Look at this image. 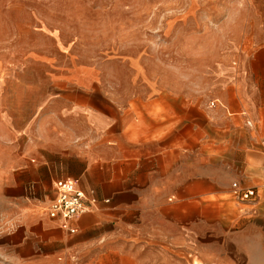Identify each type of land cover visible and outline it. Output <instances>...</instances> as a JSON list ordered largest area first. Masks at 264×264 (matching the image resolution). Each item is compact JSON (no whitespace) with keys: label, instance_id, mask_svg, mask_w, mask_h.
Returning a JSON list of instances; mask_svg holds the SVG:
<instances>
[{"label":"crops","instance_id":"1","mask_svg":"<svg viewBox=\"0 0 264 264\" xmlns=\"http://www.w3.org/2000/svg\"><path fill=\"white\" fill-rule=\"evenodd\" d=\"M227 35L213 108L157 85L130 100L87 88L28 113L0 101V258L264 264V195L246 204L232 190L264 188V24ZM67 179L87 199L73 234L46 214Z\"/></svg>","mask_w":264,"mask_h":264},{"label":"rangeland","instance_id":"2","mask_svg":"<svg viewBox=\"0 0 264 264\" xmlns=\"http://www.w3.org/2000/svg\"><path fill=\"white\" fill-rule=\"evenodd\" d=\"M263 22L264 0H0V101L28 113L97 87L148 99L157 85L210 107L227 34Z\"/></svg>","mask_w":264,"mask_h":264},{"label":"built area","instance_id":"3","mask_svg":"<svg viewBox=\"0 0 264 264\" xmlns=\"http://www.w3.org/2000/svg\"><path fill=\"white\" fill-rule=\"evenodd\" d=\"M215 102L210 104L213 108ZM54 198L47 209L50 220L61 222V228L73 234L71 223L87 211V199L73 180H58L54 183ZM232 190L240 202L254 204L259 195H264V188H242L238 183L232 184Z\"/></svg>","mask_w":264,"mask_h":264}]
</instances>
